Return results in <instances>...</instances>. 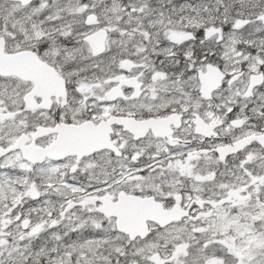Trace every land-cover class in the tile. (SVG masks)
<instances>
[{"label": "snow or ice", "instance_id": "obj_1", "mask_svg": "<svg viewBox=\"0 0 264 264\" xmlns=\"http://www.w3.org/2000/svg\"><path fill=\"white\" fill-rule=\"evenodd\" d=\"M0 264H264V0H0Z\"/></svg>", "mask_w": 264, "mask_h": 264}]
</instances>
